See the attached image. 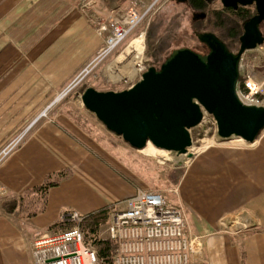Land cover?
I'll list each match as a JSON object with an SVG mask.
<instances>
[{"label":"crops","instance_id":"0c3cea01","mask_svg":"<svg viewBox=\"0 0 264 264\" xmlns=\"http://www.w3.org/2000/svg\"><path fill=\"white\" fill-rule=\"evenodd\" d=\"M154 1L95 0L86 10L83 0H0V154L10 148L0 157V199L67 174L33 218L0 209V264H32L35 238L63 213L115 212L139 191L161 193L168 207L184 212L187 236L200 246L193 261L264 264V129L247 143L205 136L201 125L192 132L193 157L173 166L115 138L82 105L86 88H128L119 74L105 75V62L79 78L104 45L95 18L144 13ZM255 67L264 106V71Z\"/></svg>","mask_w":264,"mask_h":264},{"label":"water","instance_id":"95a60500","mask_svg":"<svg viewBox=\"0 0 264 264\" xmlns=\"http://www.w3.org/2000/svg\"><path fill=\"white\" fill-rule=\"evenodd\" d=\"M219 2L234 10L255 8V15L243 23L236 53L216 35L197 33L196 39L206 53L185 47L174 49L158 68L148 67L137 82L122 91L86 88L80 96L84 108L107 131L137 151L150 144L156 150L190 160L192 132L204 113L214 120L220 140L254 142L264 129V106L242 103L236 90L241 57L264 43V0ZM204 17L203 13L194 16Z\"/></svg>","mask_w":264,"mask_h":264},{"label":"built area","instance_id":"2783aa9c","mask_svg":"<svg viewBox=\"0 0 264 264\" xmlns=\"http://www.w3.org/2000/svg\"><path fill=\"white\" fill-rule=\"evenodd\" d=\"M94 1L83 0L86 10L90 9V4ZM155 3L156 1L152 6ZM151 7L144 13L133 10L111 11L106 17L97 16L95 24L98 31L105 35L104 45L79 78L82 79L94 67L105 62L106 58L142 25ZM142 35L139 34L132 43L137 41L139 45L143 44ZM134 53L132 48V51L125 55L133 56ZM140 55L142 59L132 61L131 67L129 66L131 75L122 74L116 66L112 71L109 70L111 76L119 74L120 80L124 83L129 82L131 77L139 80L148 69L143 57V46ZM243 60L244 56L239 63L237 97L246 105H263L258 100L263 85L256 80L253 73L244 68ZM201 125L207 127L205 136L209 132L216 134L215 122L209 115L203 114L199 126ZM194 148L192 146L189 152L193 154ZM9 151L10 148L3 150L0 157L6 156ZM165 153L166 156L160 158L161 161H168L170 155L174 154ZM174 156L180 158L176 154ZM3 195L5 192L0 185V197ZM123 205V208L115 210L112 214L105 230L104 238L115 244L114 264H204L192 260V257L199 255L200 246L196 238L187 236L184 212L180 208L168 207L160 193L139 191L132 198L125 200ZM81 220L82 217L78 213L65 212L61 215L60 222L73 224L71 229L58 233H44L36 237L32 244V264H100L94 249L84 241L79 228Z\"/></svg>","mask_w":264,"mask_h":264},{"label":"rangeland","instance_id":"374dc122","mask_svg":"<svg viewBox=\"0 0 264 264\" xmlns=\"http://www.w3.org/2000/svg\"><path fill=\"white\" fill-rule=\"evenodd\" d=\"M134 1L135 0H133V2ZM217 3H219V0H216L214 2V4ZM152 4L147 6L146 9L151 7ZM196 14L201 13L192 10L188 5V1L178 2L177 0H157L156 3L149 9V12L147 13L142 25L137 28L136 31L130 34V36H128V38L119 46V48H117L108 58H106L104 64L105 75L111 78L110 71H112V69L116 66H118V69L122 72V74L131 75V62L135 59L132 58V54H130L131 56H127L124 54L125 52L126 54H128L129 51H132V48H130V44L136 37H138L139 34H143V39H141L143 41V44L139 46L140 52L143 46V57L145 59V65L147 67L153 66L155 68H158L161 63L168 57L171 51L177 48L185 47L201 54L206 53V48L197 41L195 36L197 34L196 31L198 30H196L194 26L196 25V22H198V20L202 19H195L194 16ZM262 32L264 33V25L262 27ZM232 49L233 51H236L238 49V46H236L235 44L232 46ZM243 56L244 60L242 62V65L249 73L252 69L253 71L256 70L255 65H259L261 67L260 70L264 71V44L261 46V50H259L258 52L247 51L243 54ZM95 76L99 81V74L96 73ZM130 79L131 80L127 83H124L123 81L119 83L121 84V86L129 88L132 84L138 81L137 79H132V77ZM117 87L118 85L112 86V88ZM113 136L124 142L120 137H117L116 135ZM139 152H141V155H149L154 161L157 162H160V158H164L166 156V153L157 151L150 145L146 146L142 151ZM167 160L168 161L161 162L165 163L166 165L176 166L181 164L183 161L181 160V162H178L179 159L176 158L174 154L170 155V159ZM98 236L100 238H104L105 234L99 233Z\"/></svg>","mask_w":264,"mask_h":264},{"label":"trees","instance_id":"16d2710c","mask_svg":"<svg viewBox=\"0 0 264 264\" xmlns=\"http://www.w3.org/2000/svg\"><path fill=\"white\" fill-rule=\"evenodd\" d=\"M216 0H188L189 7L203 13L204 18L198 20L194 26L196 33L209 32L216 35L226 47L233 53L232 46L239 48V38L243 32V23L255 15L254 6L238 7L237 9L224 8ZM264 23L262 24L263 27ZM264 36V33H263ZM264 44V43H263ZM260 98V96H259ZM67 177L65 172L49 175L38 187L29 189L18 196H4L0 199V209L8 216L19 219H30L44 211L48 191L57 186ZM114 210L109 207L103 208L88 215L81 216L79 223L84 241L94 249L100 264H114L113 257L115 244L113 241L100 238L98 234L102 227L106 226ZM73 224L57 222L50 226L48 233H58L69 230Z\"/></svg>","mask_w":264,"mask_h":264},{"label":"bare ground","instance_id":"6f19581e","mask_svg":"<svg viewBox=\"0 0 264 264\" xmlns=\"http://www.w3.org/2000/svg\"><path fill=\"white\" fill-rule=\"evenodd\" d=\"M157 1V0H156ZM156 8V7H155ZM160 9V8H159ZM149 12V11H148ZM155 14V13H154ZM150 16V15H149ZM102 35V34H101ZM131 48H133V51L135 52L134 55H133V58L137 61H140L142 59L141 55H140V48H139V44L137 41H134L132 43V45L130 44ZM125 51V50H124ZM129 51V49H128ZM130 52V51H129ZM126 54V52H125ZM124 54V55H125ZM122 55V54H121ZM123 56V55H122ZM131 56V55H130ZM131 58V57H129ZM130 60V59H129ZM133 61V60H132ZM132 64V62H131ZM131 73V72H130ZM242 141V140H241ZM244 142V141H243ZM150 144H148L147 146H149ZM151 146V145H150ZM152 147V146H151ZM154 148V147H153ZM155 149V148H154ZM156 150V149H155ZM157 151H160V150H157ZM160 152H164V151H160ZM165 153V152H164ZM161 194V193H160ZM90 245V244H89Z\"/></svg>","mask_w":264,"mask_h":264},{"label":"flooded vegetation","instance_id":"af4514ba","mask_svg":"<svg viewBox=\"0 0 264 264\" xmlns=\"http://www.w3.org/2000/svg\"><path fill=\"white\" fill-rule=\"evenodd\" d=\"M188 1V0H187Z\"/></svg>","mask_w":264,"mask_h":264}]
</instances>
